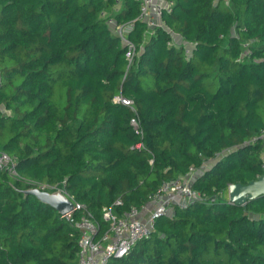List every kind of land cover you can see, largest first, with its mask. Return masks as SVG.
Masks as SVG:
<instances>
[{
  "label": "trees",
  "instance_id": "obj_1",
  "mask_svg": "<svg viewBox=\"0 0 264 264\" xmlns=\"http://www.w3.org/2000/svg\"><path fill=\"white\" fill-rule=\"evenodd\" d=\"M119 1L0 0V264L77 262L79 230L26 189L61 188L100 234L104 207L142 208L218 153L192 184L215 201L106 264H264V195L221 197L264 173V0H168L151 33ZM110 20L132 23V59Z\"/></svg>",
  "mask_w": 264,
  "mask_h": 264
},
{
  "label": "built area",
  "instance_id": "obj_2",
  "mask_svg": "<svg viewBox=\"0 0 264 264\" xmlns=\"http://www.w3.org/2000/svg\"><path fill=\"white\" fill-rule=\"evenodd\" d=\"M139 3L138 19L143 20L148 25V31L151 33L153 27L162 21L163 11L170 12L171 2H159L157 0H136ZM120 3L117 0V4ZM112 29L120 34L123 39L129 43L130 50L127 56L132 59L135 51L133 44L126 39L125 33L132 28V23L117 24L110 20ZM190 53V49L186 50ZM2 77L0 75V83ZM124 103L130 104L131 101L118 97ZM133 125H137L132 120ZM264 139V130L257 137ZM7 155H3L2 158ZM223 153H218L213 158L206 161L204 167L197 168L191 166L186 174L175 179L164 180L160 187L150 195L148 204L142 208L132 207L121 214L115 212L112 207L103 208V219L107 222L108 228L99 234V225L87 211V206L74 200V197L67 195L74 203V209L64 215L80 232L79 251L76 264H106L110 259L122 258L128 256L138 242L148 239L153 235L156 219L160 216H175L178 208H186L198 200L213 202L216 197L208 196L195 189L192 184L201 175L204 169L216 158L222 157ZM8 157V156H7ZM1 158V159H2ZM0 159V160H1ZM264 164V152L262 155ZM44 186L41 190H44ZM50 190L61 189L59 187H49ZM64 191V190H63ZM228 192V189H227ZM153 202L155 207L148 208L149 203ZM120 203V201H117ZM147 214L143 215V211ZM81 212L77 217L75 213Z\"/></svg>",
  "mask_w": 264,
  "mask_h": 264
},
{
  "label": "water",
  "instance_id": "obj_3",
  "mask_svg": "<svg viewBox=\"0 0 264 264\" xmlns=\"http://www.w3.org/2000/svg\"><path fill=\"white\" fill-rule=\"evenodd\" d=\"M2 156L0 157V159ZM32 192L42 201L52 205L61 215H66L74 209L73 201L62 189L53 191L41 190L38 187L26 189ZM261 195H264V173L257 179L246 184L233 183L228 187V200L231 203L244 205Z\"/></svg>",
  "mask_w": 264,
  "mask_h": 264
},
{
  "label": "crops",
  "instance_id": "obj_4",
  "mask_svg": "<svg viewBox=\"0 0 264 264\" xmlns=\"http://www.w3.org/2000/svg\"><path fill=\"white\" fill-rule=\"evenodd\" d=\"M157 1H159V2H168V0H157ZM174 41L177 42V43L186 42L184 40V38L182 36L178 35V34L174 35ZM153 207H155L154 203L153 202L149 203V207L148 208H153ZM142 213H143V215H146L147 214V210H144Z\"/></svg>",
  "mask_w": 264,
  "mask_h": 264
},
{
  "label": "rangeland",
  "instance_id": "obj_5",
  "mask_svg": "<svg viewBox=\"0 0 264 264\" xmlns=\"http://www.w3.org/2000/svg\"><path fill=\"white\" fill-rule=\"evenodd\" d=\"M10 158L9 157H7V156H4L1 160H0V167H2L3 165H5V166H9L10 165ZM221 197L222 198H225V199H228V192L227 191H225V192H223L222 194H221Z\"/></svg>",
  "mask_w": 264,
  "mask_h": 264
}]
</instances>
